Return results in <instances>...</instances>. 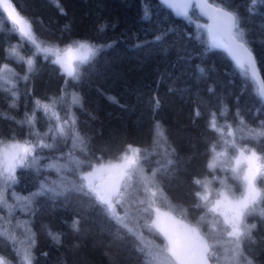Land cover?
<instances>
[{"label":"trees","instance_id":"obj_1","mask_svg":"<svg viewBox=\"0 0 264 264\" xmlns=\"http://www.w3.org/2000/svg\"><path fill=\"white\" fill-rule=\"evenodd\" d=\"M12 3L31 21L42 47L63 49L77 40L103 47L78 66L80 78L73 80L51 63L54 55L37 53L19 36L0 8L5 18L0 22V67L15 70V87L0 83V141L53 143L49 129L68 121L66 135L57 136L52 149H37L35 166L19 168L14 184L0 185V201L13 206L0 207V257L18 264L17 252L29 249L32 264H161L164 238L151 227L154 209L143 211L148 189L155 188V207L170 211L169 205L174 206L172 213L199 227L221 261L264 264V198L245 220V226L256 227L239 241L227 236L230 229L222 217L208 212L218 191L242 186L230 170L235 151L227 143L264 154V137L250 134L264 131V98L256 82L238 74L224 50L208 47L207 30L197 27L207 22L197 10L190 12V23L159 0H58L59 7L54 0ZM222 6L238 12L264 77V0H224ZM13 48L17 55L11 54ZM28 58L34 59L32 71ZM36 100H56L59 119L38 110ZM213 113L219 132L210 128ZM32 116L34 126L26 122ZM157 123L163 137L157 135ZM129 145L140 149L137 167L154 183L146 184L133 170L114 198L113 215L94 193L81 190L82 176L95 166L119 162L130 153ZM212 145L228 152L215 170L207 167ZM194 179L211 181L208 203L195 196L203 188ZM45 186L59 194L45 192ZM17 193L31 194L25 209L12 203ZM50 232L59 234V242Z\"/></svg>","mask_w":264,"mask_h":264},{"label":"snow or ice","instance_id":"obj_2","mask_svg":"<svg viewBox=\"0 0 264 264\" xmlns=\"http://www.w3.org/2000/svg\"><path fill=\"white\" fill-rule=\"evenodd\" d=\"M59 7L58 0H54ZM224 0H161V3L166 5L169 9L175 10V14L179 17L186 18L190 23H193L192 17L189 15V9L195 7L199 9L200 13L211 21L209 24L197 25L207 30V40L205 41L209 48L222 49L234 63L238 74L245 80L258 82L261 94L264 95V77L261 76L260 68L253 51L248 46L245 39V31L240 27L241 19L237 11L228 10V8L221 6ZM255 3V0H252ZM0 8L3 13H6L7 22H9L14 30H17L18 35L25 38L35 46L37 53H45L54 55L55 59L51 61L54 65L60 66L61 73L66 74L67 77L73 80H78L80 74L78 66L88 64L102 49V45H96L89 41H73L66 45L63 49L57 46H41L33 33L31 21L22 16L17 8L12 3V0H0ZM63 12V9H60ZM149 15V11L145 9V18ZM4 16L0 14V22L4 21ZM103 31V26H101ZM161 37H156L160 39ZM12 55H17L16 49L13 48ZM23 60V57H19ZM47 59V55L45 56ZM28 70L32 71L34 66V59L28 58L26 60ZM0 71L13 72L7 64L0 67ZM23 79L27 80V76ZM12 84L11 81H8ZM15 87V85H12ZM10 90V89H6ZM12 95L15 97L16 93ZM73 102L77 103L78 99L74 96ZM36 108L43 110L45 114H50L51 118L59 119L55 111L57 101L52 100L50 103H44L36 100ZM15 107V104L11 105ZM156 106H159V101H156ZM197 115L199 113L197 112ZM221 115H224L222 112ZM29 125L34 126L35 116L29 117L26 121ZM75 118L72 117L74 124ZM68 124L66 120L64 125L56 129H49V132H54L53 143H45L44 140H39L36 144L29 141H16L10 142L0 141V185L14 184L16 182L15 172L18 168H30L36 165L37 157L33 155L37 149H52L55 145L57 136H64L65 126ZM210 128L220 131L215 121V114H212L210 121ZM157 135L164 136V131L161 126L156 124ZM253 136L264 137V131H255L251 133ZM39 136V133H33ZM47 137L48 133H44ZM79 146L82 150L84 141L83 138L78 137ZM129 147L131 154H122L119 162L101 164L99 167L94 168L82 176V180L86 183L81 185V190L88 189L90 193H94L96 199L108 206V209L115 215V205L113 204L114 198L121 195V182L126 178L131 179L132 171L135 170L141 175L146 184L154 183V179L143 177L142 171L138 168L140 152L139 148ZM227 148L235 151L234 163L230 164V170L234 174L235 179L242 184L243 190L239 195L236 194L231 188L225 187L216 193L217 198L211 202L208 212L218 214L223 218V225L227 231L228 237H234L237 241L245 236L247 233L250 235L251 229L256 225L245 226L246 217L253 211L254 206L264 198V154L258 153L255 149L249 148L246 144L241 146L235 141L227 143ZM210 151L213 152V159L208 163L207 167L215 170L219 165H223L225 161L222 159L228 156L227 149L224 151H216V146L212 145ZM171 163V161H169ZM108 174V180L105 181L103 174ZM155 172L153 173V177ZM217 179V178H213ZM99 180L100 183H96ZM193 183L200 185L203 192H196L195 196L202 202L208 203L210 201V184L211 181L194 179ZM223 184L224 182L221 181ZM45 192H51L54 195L59 193L47 186L43 189ZM150 196L148 197V207L143 209L144 212L151 214L155 211V219L152 221L151 227L154 228L164 239L167 240V247L164 250L166 255L163 256L161 264H209L211 255V246L209 241L201 234L198 227L185 224L179 221L172 215L175 207L169 205L170 211H162L160 207H155V199L158 191L155 188L148 189ZM161 200L164 199L163 192H159ZM143 203V201L141 202ZM3 206V201H0V207ZM197 204L196 207H200ZM78 221H73L72 227L78 230ZM53 240L59 242V234L49 233ZM34 244V239L32 240ZM239 246V245H237ZM18 264H32L31 253L29 249H25L23 254L19 251ZM239 253H236L238 256ZM156 257H153L155 260ZM0 264H8L4 258L0 257ZM251 264V261H248Z\"/></svg>","mask_w":264,"mask_h":264},{"label":"rangeland","instance_id":"obj_3","mask_svg":"<svg viewBox=\"0 0 264 264\" xmlns=\"http://www.w3.org/2000/svg\"><path fill=\"white\" fill-rule=\"evenodd\" d=\"M55 57V56H54ZM11 68V67H10ZM12 69V68H11ZM13 70V72H7V71H0V83H2V84H4L5 83V85H8L9 87H12V85L13 84H15V79H14V76H15V70L14 69H12ZM8 81H11L12 82V84H9L8 83ZM6 142H10V141H6ZM20 142H24V141H20ZM32 143V142H31ZM33 144V143H32ZM35 153H33V155H34ZM129 154H131V153H129ZM235 155H236V153H235ZM234 155V156H235ZM234 160V159H233ZM115 163V162H114ZM234 162H232V164H233ZM96 167H99V165L98 166H95L94 168H96ZM94 168H92L90 171H92ZM19 169V168H18ZM18 169L16 170V171H18ZM89 172V171H88ZM107 176H108V174L107 173H104L103 174V177H104V180L106 181V178H107ZM127 180V178L124 180V181H122L121 182V186L123 185V183L125 182ZM96 183H100V181L99 180H97L96 181ZM243 190V186H241V189H239V190H236L235 192H236V194L237 195H239L240 194V192ZM30 198H31V194H18L17 193V195H15V197L13 198V201H12V203L14 204V206L15 207H18V208H22V209H25L26 208V206H27V204L30 202ZM217 198V197H216ZM215 198V199H216ZM115 202H114V200H113V204H114ZM9 204V203H8ZM8 204H6V203H4V205H3V207L5 206V207H8L9 208V210H12L13 209V206L11 205V206H8ZM161 210L162 211H168V210H165V209H162L161 208ZM172 215L173 216H175V218L177 219V220H179V221H182L183 223H185V224H189V225H192V226H195L194 224H191V223H189L188 221H186V220H184V219H182V218H180V217H178V216H176L175 214H173L172 213ZM155 219V211H154V215H153V219H152V221ZM199 228V227H198ZM200 229V228H199ZM200 231H201V229H200ZM201 234L203 235V232L201 231ZM206 238V237H205ZM207 239V238H206ZM208 240V239H207ZM164 244H165V248L167 247V240L166 239H164ZM209 244H210V242H209ZM210 246H211V255H210V258H209V264H230L231 263V261L229 260V259H225V260H223V261H221L220 259H219V256H218V254H216V251H215V249H212V245L210 244ZM165 255H166V253H165ZM163 260V259H162Z\"/></svg>","mask_w":264,"mask_h":264},{"label":"water","instance_id":"obj_4","mask_svg":"<svg viewBox=\"0 0 264 264\" xmlns=\"http://www.w3.org/2000/svg\"><path fill=\"white\" fill-rule=\"evenodd\" d=\"M159 1L161 2V0H159ZM210 2H211V0H210ZM165 6H166V5H165ZM221 6H222V5H221ZM166 7H167V6H166ZM223 7H224V6H223ZM194 8H195V9L197 10V12H198V13H199V14H200V15L206 20L207 24L211 23V21L208 20L207 17L203 16V15L200 13L199 9L195 7V4H193V7L189 9V14H190V12H191ZM170 10H172V11L175 13V10H173V9H170ZM228 10H229V9H228ZM230 11H231V10H230ZM251 50H252V49H251ZM252 51H253V50H252ZM253 54H254V52H253ZM254 56H255V54H254ZM255 58H256V56H255ZM256 60H257V58H256ZM257 63H258V61H257ZM258 66H259V65H258ZM259 68H260V67H259ZM260 73H261V70H260ZM261 76L263 77L262 73H261ZM256 84H257V86H258V90H259L260 95L264 98V95L261 94L260 87H259V83L256 82Z\"/></svg>","mask_w":264,"mask_h":264},{"label":"flooded vegetation","instance_id":"obj_5","mask_svg":"<svg viewBox=\"0 0 264 264\" xmlns=\"http://www.w3.org/2000/svg\"><path fill=\"white\" fill-rule=\"evenodd\" d=\"M108 180V176H107V178H106V181Z\"/></svg>","mask_w":264,"mask_h":264}]
</instances>
